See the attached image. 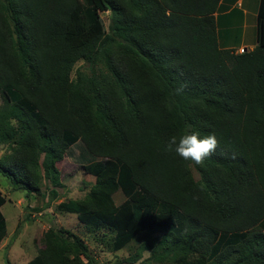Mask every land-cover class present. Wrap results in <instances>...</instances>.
I'll list each match as a JSON object with an SVG mask.
<instances>
[{"label": "trees", "instance_id": "obj_1", "mask_svg": "<svg viewBox=\"0 0 264 264\" xmlns=\"http://www.w3.org/2000/svg\"><path fill=\"white\" fill-rule=\"evenodd\" d=\"M220 1L0 0V146L18 142L0 174L27 198L48 185L52 203L81 141L95 183L57 211L108 233L113 253L142 236L131 264H264V0L244 54L219 47ZM102 12L108 31L90 36ZM81 61L101 74L72 79ZM192 133L219 141L202 165L166 151ZM5 203L0 191V245ZM41 242L28 264H93L69 229Z\"/></svg>", "mask_w": 264, "mask_h": 264}, {"label": "rangeland", "instance_id": "obj_2", "mask_svg": "<svg viewBox=\"0 0 264 264\" xmlns=\"http://www.w3.org/2000/svg\"><path fill=\"white\" fill-rule=\"evenodd\" d=\"M110 12H102L100 21L96 27L90 32V36L101 34L108 31L110 24ZM248 45L256 44L253 31H249ZM81 71L91 75L93 72L99 76L101 69L96 67L91 69L86 63L79 62L72 72V79L76 77V72ZM3 105L2 97L0 96V110ZM17 144L5 143L0 146V159L11 153ZM84 144L77 142L68 152L65 159L58 165L61 174L62 187L57 189L59 198L56 201L50 202L49 187L44 186L43 192L46 196L31 195L27 198L24 191L15 189L8 179L0 174V191L6 197V203L1 208L7 225V234L0 245V264H6L8 259L11 264H28L39 253L43 247V234L50 228H66L81 236L89 246L90 257L93 264H131L134 256L137 255L138 249L143 243V237L133 241L129 246L118 252H112L108 247V241L111 236L103 235L105 231L99 233L98 236L90 235L86 229L79 224L76 215L63 214L57 211V205L69 199L81 200L86 197V194L95 183V178L87 175L83 166L87 165L90 160L86 161L80 158V150ZM97 160H101L97 158ZM194 178H199L195 169H193ZM51 189V188H50ZM124 196L121 192L114 195V200L117 205L124 201ZM103 238H102V237ZM103 239V240H102ZM150 253L145 252L143 260L149 258ZM85 264H92L85 260ZM137 264V262H135Z\"/></svg>", "mask_w": 264, "mask_h": 264}, {"label": "crops", "instance_id": "obj_3", "mask_svg": "<svg viewBox=\"0 0 264 264\" xmlns=\"http://www.w3.org/2000/svg\"><path fill=\"white\" fill-rule=\"evenodd\" d=\"M260 0H221L215 14L218 44L221 49L253 50L257 44V15ZM249 31L256 44L248 45Z\"/></svg>", "mask_w": 264, "mask_h": 264}, {"label": "clouds", "instance_id": "obj_4", "mask_svg": "<svg viewBox=\"0 0 264 264\" xmlns=\"http://www.w3.org/2000/svg\"><path fill=\"white\" fill-rule=\"evenodd\" d=\"M178 92L182 89H178ZM219 141L215 134L200 138L199 133L184 134L177 139L176 136L169 138L166 151L175 152L185 161L196 165H202L206 158L210 157L217 149ZM137 264H140L138 261Z\"/></svg>", "mask_w": 264, "mask_h": 264}, {"label": "built area", "instance_id": "obj_5", "mask_svg": "<svg viewBox=\"0 0 264 264\" xmlns=\"http://www.w3.org/2000/svg\"><path fill=\"white\" fill-rule=\"evenodd\" d=\"M246 49H240L236 51V54H244ZM247 51V50H246Z\"/></svg>", "mask_w": 264, "mask_h": 264}]
</instances>
